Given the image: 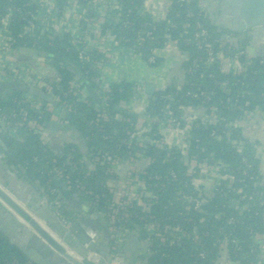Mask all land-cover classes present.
Instances as JSON below:
<instances>
[{
	"label": "trees",
	"instance_id": "obj_1",
	"mask_svg": "<svg viewBox=\"0 0 264 264\" xmlns=\"http://www.w3.org/2000/svg\"><path fill=\"white\" fill-rule=\"evenodd\" d=\"M66 1L58 0V8H62ZM117 1L120 2H117L118 10L104 18L105 22L100 27L101 37L118 43L116 47L132 49L147 62L152 57L153 63L148 64L152 68L161 66L163 59L157 54L168 47H176L178 56L182 58L181 89L177 90L176 84L171 82L156 91L145 107L147 137L152 136L155 141H160V124H164L165 115L169 112L173 118H178L182 108H193L201 114L212 110L221 118L216 124L205 125L202 116H198L188 126L181 124L179 130H183L187 136V158L193 160L196 166L187 167L181 151L171 146L160 149L149 145L143 148L137 144L135 140L140 132L137 125L139 115L124 108L137 92L136 85L128 82L109 85L100 106L93 105L85 96L82 81L97 91L98 83L95 79L99 78L104 83L100 73L105 62L104 55L82 44L87 36L92 38L91 34H85L89 26L87 19L98 17L97 14L90 13L81 20L83 24L78 26L82 32L80 35L39 33L29 36L23 34L25 19L21 16L24 12L34 11L28 0H0V19L6 18L8 13L5 9L8 7L20 10V13L16 10L12 13L14 21L10 23V31L13 41L9 48L25 50L26 56L33 53L54 56L49 58H52L51 66L56 72V79L46 81L51 84L54 96L59 99L56 108L65 107L69 115L68 124L75 130V141L81 143L78 145L72 140V143L60 150L61 153L53 151L42 134H35L26 126L28 120H34L45 134L48 133L54 115L46 109L53 103L40 99L42 105L37 112H33L23 102L24 95L35 97L31 93L32 89L13 84L0 97V116H5L6 123L5 126L0 123V129L6 136L1 142L4 146H0V154H4L6 160L20 173L23 170L22 175L27 181L35 189L41 190L49 201L58 197L52 191H59L63 199L62 217L69 218L73 224L76 213L65 209L68 203L76 201L80 206L89 204L105 217L111 203L108 182L114 180V174L108 172L107 166L94 165L90 170L86 158L89 160L100 154L123 163L130 158L142 161L139 166L145 172L148 191L157 196V200L149 212L135 205L129 208L131 217L125 224L128 237L139 235V231L150 223L162 226L165 222L179 226L190 234L207 232L208 237H201L198 244L185 242L180 246L168 247L160 245L157 238L149 235L152 244L150 253L145 254L142 249L131 253L125 247L124 256L128 264H212L219 257L217 246L213 245L216 239L225 240L232 264H254L259 249L253 234L256 231L264 234V207L258 204L259 198L255 193L264 189L255 185L260 180V174L253 143L243 138L237 124H240L244 112L260 110L264 113V60L260 55L246 53L245 41H239L240 38L238 41L243 45L235 47L232 39L229 40L227 36L236 38L239 34L212 22L209 12L201 6V0H170L162 20H154L144 12L145 0ZM188 13H192L191 18L187 16ZM197 23L207 33V41L203 45L208 44L214 52V60L209 65L206 64L209 57L206 48L195 46L193 36ZM185 40L189 42L184 43ZM81 51L87 56V61L80 59ZM232 52L240 54L237 61L244 66V70L241 68L235 74L223 68L224 59L216 58L217 54H221L230 61ZM248 55L252 57L249 59ZM195 59L200 61L195 71L189 73L194 68ZM247 60H251V63L245 66ZM78 92H81L82 98L75 95ZM192 95H196V98ZM22 112H27V121H23ZM11 130H14L17 138L12 137ZM71 151L76 154L75 158L62 160ZM243 160L251 165L246 176L242 175L246 169ZM218 162L231 169L233 174L231 180L226 177L215 182L211 192L199 182L200 178H204L200 166L203 163L215 166ZM59 170L63 171L62 176H57L56 171ZM220 171L223 174L224 168ZM170 172L176 174V180L171 179ZM182 195L193 200L204 198L206 203L200 208L203 213L194 211ZM243 195L245 198L242 199ZM233 201L237 203V208L231 205ZM85 208L89 213L90 210ZM231 220L234 221L229 223ZM99 235L101 239L94 245L95 251L107 257L109 235L101 229ZM234 240L241 242L240 251H236L232 243ZM203 251L206 256L199 259L197 255ZM0 264L33 263L0 232Z\"/></svg>",
	"mask_w": 264,
	"mask_h": 264
},
{
	"label": "built area",
	"instance_id": "obj_2",
	"mask_svg": "<svg viewBox=\"0 0 264 264\" xmlns=\"http://www.w3.org/2000/svg\"><path fill=\"white\" fill-rule=\"evenodd\" d=\"M4 1L12 2V0ZM117 2L120 3L117 0H89L88 2L86 0H67L66 4L62 8H58V0H28V4L34 9V11L24 12L21 14V16H23V19H25L23 34H28L29 36H35L39 33H54L60 36L68 33H70L72 36L80 35L82 34V32L79 31L78 26L83 24L81 20L87 18L88 14L93 13L95 15L97 14L98 17L94 18L92 16L91 18L87 19L89 26L85 31V34L92 35L94 33L95 35L98 33V39L103 38L100 36V27L105 22L104 18L107 16V14H114L118 10L119 6ZM15 10L16 9L12 7L6 8L5 11L8 13V15L6 16V18L4 17V19H0V52L5 51L7 48H9V44L13 41L12 34L10 31V23L14 21V19L12 18V13ZM16 12L20 13V10H16ZM187 16L191 18L192 13H188ZM193 37L195 46L197 48L200 49L202 46L206 48L205 52L209 56L207 58L206 64H211V62L214 60V52L211 50L208 44L203 45V43L207 41V33L200 23L196 24V31ZM91 39H93V35L92 38H89V36H87V38L82 42V44H87L88 47L92 45L93 47L90 48H95L96 50H98L99 53L103 55L106 52V50L103 49L104 43H108L110 46H118V43H113L110 38H103V40L99 41L101 43L98 46H96V44L93 43ZM188 42L189 40L184 41V43ZM140 45V48H142V44ZM126 50H128L131 54L136 55L132 49ZM239 55L240 54L238 52H236V54L234 53L233 57L230 58V61L222 57L221 54H217L216 58L224 59L225 64L223 65V68L226 69L227 72L235 74L238 73L241 68L244 70V66L239 64L237 61ZM79 57L82 60H88L87 56L82 51L80 52ZM248 58L250 59V57ZM48 59L52 58L48 57ZM153 61L154 59L150 57L148 59V62H146L147 64H152ZM199 61L200 59H195L193 61L194 68L190 69L189 73L195 71V69L197 68V63ZM250 63L251 60H247L245 62V66L250 65ZM0 80H4L8 83L11 82L14 84L22 85L30 90L32 89L42 91L43 93L49 95L52 101L56 103H58L59 101L58 97L54 96L53 94V88L51 84L43 80L40 76L31 75L30 72H27L18 65L8 63L4 59L3 55H0ZM95 81L98 83V91H95L97 92L99 98L102 100V96L108 91V86L102 83L99 78L95 79ZM176 89H181L180 83L176 84ZM75 95H80L82 98L81 92H78ZM192 97L196 98V95H192ZM39 100L40 99L37 100V98L33 96H23V102L27 103L33 112H37L40 106L42 105L41 103H39L41 100ZM183 109L184 108L181 109L178 118H173L172 115L168 114L169 112L167 114L165 113L166 118L164 124H166L171 129H180L181 124L183 122ZM46 110L48 111V109ZM57 110L64 114L63 123H68L69 115L67 114L65 107L61 106L60 108H57ZM213 112L214 111L211 110L209 113L203 114L202 118L203 123L205 125L216 124L221 120L220 116L215 115ZM250 114V112H244L242 120L241 122H239L240 124L237 125H242L243 122L249 120L251 116ZM21 117L23 121H27V112H22ZM54 117L56 118V116ZM0 123L2 126L6 125L5 116H0ZM26 126L28 129H31L35 134H42L43 130L36 124V121L28 120L26 122ZM147 131H142L143 133L139 132V134L137 135L135 141L140 147L145 148L147 145H149L153 146L154 148L165 149V146H169L162 139L160 141H155L154 137H147V135L145 134ZM11 132H14V130H11ZM213 134L214 133H212V135ZM5 137L6 136L0 129V143L3 142V139ZM232 144L235 145V142H233ZM187 145L188 143L186 144V141L184 140V142L180 144H173L171 145V147L181 151L183 155L184 164L189 168H193L196 166V163L193 160H188L186 151ZM75 156L76 154L71 151L67 154V156H65V158L70 160L74 159ZM85 161L89 165L90 170L94 168V165H98L101 167L107 166L108 172L111 175L114 174L115 176L114 180H109L108 182L109 194L111 195V203L108 206V215L107 217H105L101 214L106 220V228L110 241L107 259L109 260L108 264H128L125 260L124 250L126 241L128 240V232L126 230L125 224L131 217L129 208L135 205L137 207L142 208L143 211L149 212L151 205L156 202L157 196H153L151 192L148 191V185L146 184V181L144 179L145 172L142 170L141 166H139V162H137L136 159L130 158L123 163L117 159H113L111 156L98 154L92 159L87 160L86 158ZM242 163L246 168L243 170L242 175L246 176L248 174V170L251 168V165L246 160H243ZM119 167H122L124 169L126 168L124 178H119L118 174H116V171ZM200 168H202L203 170L204 177L209 176L213 179L214 182L225 179L226 177L230 178L231 180L230 176L233 174L231 169L225 168V166H223V164H221L220 162H218L215 166H208L207 163H203ZM222 168H224L223 174L220 171ZM62 172V170L56 171L57 176H62ZM170 177L171 179L176 180V174H174L173 172H170ZM200 179L202 180L203 178ZM215 185L216 183L206 189L212 192L215 188ZM255 185L263 188L260 180L256 181ZM52 192L55 193L58 197L55 198V200L53 201H49V203L52 206H56L59 203V198L61 197V195H59V191L57 190H54ZM255 196L259 198L258 204L264 207V191L255 193ZM182 197L188 205H192L194 211L203 213L200 208L206 203L204 198L200 200H193L190 198H186L184 195H182ZM241 198H245V195L241 196ZM149 200L152 202H150ZM233 204L234 208L238 207L237 203H234V201L231 202V205ZM88 206L96 210L94 206H90L89 204ZM59 219L62 226L65 227L66 230H71V228L73 227L72 220L62 216ZM76 219L79 220L80 216L76 215ZM233 221L234 220H231L229 223H232ZM140 231H144L147 235V245L145 247V254L150 253V249L152 248V244L148 238L149 235H153L155 238H157V242L160 245L168 247L180 246L182 243L185 242L188 244H198L201 241V237H208L207 232L190 234L187 233L183 228L169 224L167 222H165L162 226L156 223H150L146 226L145 229H142ZM89 233L90 231L88 230L87 234ZM253 235L255 243L258 245L259 249L258 257L254 258V264H264V234L256 231ZM138 236L139 235H137L136 237ZM88 237L90 245H93L98 241V235L96 232L91 233ZM142 242L143 241H141V243ZM232 243L236 247V251L241 250V242L239 240H234ZM213 245L217 246L219 257L212 264H232L229 260V254L227 253V246L225 244V240L216 239L214 240ZM86 249L87 247L85 248V250ZM81 253L82 252L76 250L74 255L79 260L85 259L93 264H101V262L103 261V257L97 252H90L86 250V253ZM205 256L206 253L204 251L200 252L197 255L199 259H204Z\"/></svg>",
	"mask_w": 264,
	"mask_h": 264
},
{
	"label": "crops",
	"instance_id": "obj_3",
	"mask_svg": "<svg viewBox=\"0 0 264 264\" xmlns=\"http://www.w3.org/2000/svg\"><path fill=\"white\" fill-rule=\"evenodd\" d=\"M213 2L211 0H201V6L203 9H205L207 12H209L212 22L215 24H221V19H219V13L215 12L213 10V5H211ZM170 6V0H145L144 4V12L151 16L154 20H162L164 19L167 10ZM225 26V25H222ZM246 33H243V36H241L240 40H244V51L246 53L254 54V55H262L256 52V47H253L250 43L251 41L247 39ZM245 35V36H244ZM230 39H232V42L235 47L242 46L241 42L233 38V36H227ZM238 41V42H237ZM237 44H236V43ZM101 42H98L100 44ZM96 44V43H95ZM103 49L106 50L104 53L105 62L102 65V68H100L101 78L106 86H109L111 84H119L122 82H128L133 85H136L138 87L137 92L132 96L130 101L124 105V108L135 112L139 115V118L137 120V125L139 126L140 132L147 131L148 130V122H146L144 117V111L145 107L148 103V101L153 97H148L144 93L145 85L146 84H152L155 86V91H159L165 86H167L169 83L178 84L183 79V71L181 68V60L178 56V52L176 47L171 46L165 49L164 51L157 54L159 57L163 59V62L160 67L158 68H152L147 64L145 60H143L142 57L139 55L131 54L128 50L124 48H119L115 46H110L108 43L103 44ZM240 48V47H239ZM22 50H12L10 48H7L5 51L0 52V55L4 56V59L11 64L18 65L19 67H22L27 72H30L31 75H37L40 76L43 80H55L56 79V72L53 69V66H51L52 61L48 59L47 57H40L37 55H31L26 56V51L23 50L25 53H21ZM233 53V52H232ZM253 55V56H254ZM233 55L230 56L232 58ZM39 69H47L50 74L44 75L39 72ZM4 84V86L2 85ZM10 84L13 86L14 83L6 82L4 80H0V97L10 89L7 88L6 85ZM38 100V98H37ZM40 101V100H39ZM39 103L42 104L40 101ZM48 111L51 112L56 118L54 117L53 122H57L62 124L64 122V114L62 112H59L56 107L49 106ZM249 120L246 122H243L242 125H239L242 130V136L245 140L250 141L253 143V146L255 148V158L258 163V170L260 174V182L261 185L264 188V113L260 110H256L250 114ZM198 116H203V113H199L198 111H195L193 108H184L182 112V119L183 123L185 125H189L192 121L196 120ZM194 119V120H193ZM160 135L162 137V140L168 144L169 146L173 144H180L186 141V144L188 143L186 138L185 132L179 129H171L166 124H163V122L160 124ZM186 130V129H185ZM187 131V130H186ZM73 133V134H72ZM143 133V132H142ZM42 136L45 142L51 147V149L57 153L60 152L61 149H64V146L68 143L74 142L78 143L80 145L81 142L75 141V134L74 132H68V133H61V132H55L48 129V133L42 131ZM255 143V144H254ZM61 153V152H60ZM65 158V156L63 157ZM0 159L2 161V164L6 165L10 171L13 173H16L17 176H20L21 180H26L24 175H22V172L20 173L18 169H15L14 165L11 164L6 160L4 157V154H0ZM142 162V161H138ZM139 163V164H140ZM144 166V163L142 164V167ZM126 168L119 167L116 171V174H118L119 178H124ZM200 184L206 189L211 187L215 182L213 179L209 176L204 177L202 180L199 181ZM198 183V185L200 186ZM35 191L40 195L43 202L48 204V206L51 208V210L54 212V214L59 219L62 216V213L64 212L61 209L62 204V197H60V201L56 206H52L49 203V200L47 197L41 192V190H38L37 188ZM62 196V195H61ZM76 202V201H75ZM68 203L65 209H67L70 212H74L75 218H74V224L71 230H66L68 233H70V236L73 237L72 240H75V242L78 243L77 251L82 252L83 254L86 253L85 248L87 247V250H89L88 244L82 245L79 244V241L86 236H88L96 232L98 235V241L91 245L94 247V245H97L100 242V235L99 230H103L99 223L97 221H94L90 218V211H96L94 208L89 207L88 204H85L86 206H80L77 202L76 203ZM87 207L90 211L87 213ZM78 210H83L79 211ZM82 212V213H81ZM86 212V213H85ZM85 213V214H84ZM100 214V213H99ZM76 215L80 216V219H76ZM85 215V216H84ZM11 217H13V221L16 224H19V221L17 218L14 217V215L1 205L0 203V232L8 239V242L10 244H13L17 246L21 251H30L33 250L36 255L40 257V261L43 264H60L58 258H56L55 254L52 252L44 251L42 250V247L30 244V239L25 236L23 229L20 227H17L14 225V223L11 221ZM60 222V219H59ZM40 224L48 231L51 230L52 233L56 235L55 231L51 229V227L47 226L43 222H40ZM61 224V222H60ZM77 224V225H76ZM79 224V225H78ZM62 225V224H61ZM24 228H27L24 226ZM29 230V229H28ZM90 231L89 234H87V231ZM107 230V228H106ZM104 232H107V231ZM26 238V239H25ZM129 238V237H128ZM131 238V237H130ZM129 238V239H130ZM128 239V240H129ZM139 239V236H138ZM125 244V247L127 248V242ZM142 241V240H140ZM109 247V246H108ZM95 248V247H94ZM142 249V248H141ZM143 251V249H142ZM81 253V254H82Z\"/></svg>",
	"mask_w": 264,
	"mask_h": 264
},
{
	"label": "water",
	"instance_id": "obj_4",
	"mask_svg": "<svg viewBox=\"0 0 264 264\" xmlns=\"http://www.w3.org/2000/svg\"><path fill=\"white\" fill-rule=\"evenodd\" d=\"M226 5V11L224 12V20L226 24L230 25L232 33H246L250 30H258L264 35V0H220ZM236 23V24H235ZM264 37V36H263ZM23 52V50L21 51ZM34 55V53H33ZM40 57H52L46 53L35 54ZM230 55H233L231 53ZM262 57L264 58V51H262ZM39 72L44 75L50 74L47 69H39ZM4 86V84H2ZM84 87V92L89 101L95 105H102V100L99 98L97 92L91 87L90 84L81 82ZM1 86V85H0ZM7 88H12L10 84L6 85ZM155 86L152 84H146L144 93L146 96L151 97L154 95ZM31 93L43 101L52 102L56 107V102H53L49 95L39 90H31ZM51 131L68 133L74 132V128L68 123L53 122L49 128ZM12 137L17 138L15 132H11ZM19 139V138H18ZM0 146L4 145L0 143ZM64 158H62L63 160ZM23 173V170H21ZM20 176L13 173L8 167L2 164L0 159V203L17 218L19 224H16L11 217V221L17 227H21L26 237L30 239V244H34L42 247V250L52 252L58 258L60 264H93L88 260H79L75 257L78 243L72 240L73 237L70 233L65 231L64 227L60 224L59 219L48 206L44 203L40 195L35 191L33 185L26 181L21 180ZM90 218L97 221L101 228L106 230L105 218L96 211H90ZM43 222L47 226L51 227L55 231L59 241L55 239L49 232L40 224ZM24 226L28 227L24 228ZM146 233L144 231L139 232V239L136 236L131 237L127 242V248L131 253H135L141 248L145 253ZM26 239V238H25ZM142 240L143 242L141 243ZM89 239L84 236L79 244H88L89 251L94 252L95 248L89 244ZM29 261L33 264H43L40 261V257L35 254L33 250L22 251ZM102 264H108L107 258L103 259Z\"/></svg>",
	"mask_w": 264,
	"mask_h": 264
},
{
	"label": "flooded vegetation",
	"instance_id": "obj_5",
	"mask_svg": "<svg viewBox=\"0 0 264 264\" xmlns=\"http://www.w3.org/2000/svg\"><path fill=\"white\" fill-rule=\"evenodd\" d=\"M211 1L213 2L211 5L214 6L213 7V10H215L214 13L215 12L219 13V15H218L219 19H221L222 25H225L223 27L226 30L230 31L231 30L230 25H227L226 20L223 19L224 18L223 14L226 11V5L223 2H221L220 0H211ZM243 33L244 32L239 33V36L236 37L235 39L236 40H238L239 38L241 39V36H243ZM245 35L251 41L250 43L252 44V46L256 47L257 51H259L260 53L262 51H264V37H263L264 35H263V33H261L258 30H250V31H247ZM261 58L264 60L262 55H261Z\"/></svg>",
	"mask_w": 264,
	"mask_h": 264
},
{
	"label": "rangeland",
	"instance_id": "obj_6",
	"mask_svg": "<svg viewBox=\"0 0 264 264\" xmlns=\"http://www.w3.org/2000/svg\"><path fill=\"white\" fill-rule=\"evenodd\" d=\"M92 35H93V39H91V41H92L93 43H96V46H98V45H99L98 42L101 41V40H103V38H99V39H98V37H97L98 33L95 34V35H94V33H93ZM101 46H102V45H101ZM90 47H93V46L90 45ZM256 52L259 53V51H257V50H256ZM259 54H261V53H259ZM250 55H254V54H250ZM248 56H249V55H248ZM254 56H255V55H254ZM260 56H261V55H260ZM249 57H251V56H249ZM48 231H49V233H51V230H48ZM106 231H107V230H106ZM51 235L54 236V238L57 239V240L59 241V238H58L57 236H55L53 233H51ZM86 250H87V249H86ZM87 251H89V250H87ZM94 252H96V251H94ZM98 254H99V253H98ZM105 258H108V255H107V257H103V259H105ZM102 263H104V262L102 261ZM102 263H101V264H102Z\"/></svg>",
	"mask_w": 264,
	"mask_h": 264
}]
</instances>
